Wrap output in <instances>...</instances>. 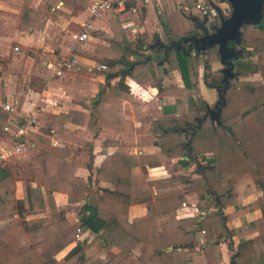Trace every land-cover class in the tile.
I'll use <instances>...</instances> for the list:
<instances>
[{
    "label": "trees",
    "instance_id": "1",
    "mask_svg": "<svg viewBox=\"0 0 264 264\" xmlns=\"http://www.w3.org/2000/svg\"><path fill=\"white\" fill-rule=\"evenodd\" d=\"M26 11L31 9L25 7ZM164 12L172 37L187 32L184 18L174 9L165 4ZM228 43L240 47L241 52L230 57L233 75L222 90L216 118L206 112V102L195 94L198 64L218 60L216 47H205L206 53L201 57L193 52L190 42L183 48L171 46L163 60L168 67H177L182 84L158 88L172 93L174 101L163 107L167 113L154 120L152 130L159 147L157 151L129 153L116 148L106 154L95 171L94 182L103 179L111 182V187L93 189L89 179L74 175L73 166L66 165L65 173L55 177L36 175V184L25 188L20 202L25 208L42 205L40 183L64 191L68 201L83 199L77 218L69 220L55 211L53 220L46 216L30 222L21 220L14 215L17 207L14 199L7 187L2 186L0 264H125L130 248L140 241L142 246L135 256L137 264H174L188 252L187 247L200 244V231L206 240H211L209 248L214 264H222L217 240L231 232L225 225L228 214L222 207L236 203L237 185L245 178L254 188L262 189L247 203L248 207L260 208L261 214L255 219L258 233L236 244L228 264L264 262V174L258 169V165H264V84L260 77H239L252 71L264 75V16L258 22H244L238 41L228 40ZM125 52L140 56L129 59L124 57ZM144 56L134 48L119 52L116 59L109 60L110 70L105 76L115 74L120 63L124 66L123 73H129L134 67H145ZM145 71L149 76V70ZM106 84L98 98L91 100L93 124L130 131L131 121L120 113V101L127 96L125 84ZM65 115L61 112L56 116ZM205 152L210 155L198 164L197 175L187 171L144 178L142 171L133 170L136 165L144 167L145 163L172 156H177L173 162L175 169H181L194 156ZM182 183L185 185L180 186ZM184 189L194 190L199 198L206 199L207 205L216 206V210L176 217L175 208L183 200ZM133 201H143L146 214L128 220L127 204ZM84 229H89L92 236L77 239V234ZM71 240L75 242L64 254L45 263ZM111 244L118 251L112 256H103Z\"/></svg>",
    "mask_w": 264,
    "mask_h": 264
},
{
    "label": "crops",
    "instance_id": "2",
    "mask_svg": "<svg viewBox=\"0 0 264 264\" xmlns=\"http://www.w3.org/2000/svg\"><path fill=\"white\" fill-rule=\"evenodd\" d=\"M90 1L0 0V148L13 142L11 131L16 122L26 115L34 116L33 125L25 130L19 149L0 165V190L2 186L7 187L17 206L14 215L26 222L40 216L53 220L55 211L69 220L75 219L83 202V199L68 201L64 191L40 183L42 205L23 207L20 202L25 196V188L36 184V175L55 177L67 171L66 165H72V173L89 179L91 188L111 187L112 183L103 179L94 182L95 171L106 154L116 148L129 153L158 150L152 126L159 115L167 113L163 107L167 108L174 101L172 93L158 91V88L182 84L177 67H168L163 59L161 72L158 66L157 58L162 54V46L154 40L173 38L168 32L164 5L184 18L187 31L192 28L189 29L194 20L203 16L194 6L197 0H150L136 5L133 10L129 7L107 9L94 16H89ZM202 1L213 2L220 7L226 5L224 0ZM25 7L31 11L25 13ZM87 19L90 20L88 35L83 40H75L72 33L80 29ZM130 48L145 54L146 66L134 67L129 73H123L124 66L120 63L116 66V73L106 77L110 70L109 60L116 59L123 50L130 51ZM202 50L205 48L198 52ZM60 53H72L75 61L56 74L52 64ZM139 56L124 53V57L129 59ZM215 62L219 61L208 62L211 70L215 68ZM101 63L105 66H99ZM204 64L200 61L197 67L195 94L204 99L208 107H214L218 93L201 71ZM218 64L216 67L219 69L221 63ZM147 69L149 76L145 74ZM247 73L260 77L257 71ZM239 77L248 76L242 74ZM106 83L125 84L127 96L120 101V113L131 121L130 131L100 128L93 124L89 108L91 100L98 98ZM100 86L103 88L98 91ZM4 102L9 106H4ZM61 112L66 115L56 116ZM5 124L7 128L3 127ZM208 155L210 153L205 152L194 156L181 169H175L173 162L177 156H172L156 163H145L144 167L136 165L133 170L142 171L144 178L187 171L197 175L198 164ZM211 166L214 167L213 164ZM258 169L264 174L263 164L258 165ZM237 190L236 203L222 207V211L228 214L225 225L231 230L229 236L222 235L217 240L222 264H228L239 241L258 233L255 219L261 214L260 208L248 207L247 203L262 189L254 188L245 178L238 183ZM182 195V202L175 208L176 217L216 210V206L207 205L206 199L199 198L194 190L184 189ZM145 214L143 201L127 204L128 220ZM91 236L92 232L84 229L76 238L89 239ZM199 239L200 244L187 247L188 252L174 264H214L209 248L211 240H206L202 231L199 232ZM74 242L71 240L64 244L45 263L64 254ZM109 248L111 254L103 252V256H112L118 251L114 244ZM137 252L133 255L134 260Z\"/></svg>",
    "mask_w": 264,
    "mask_h": 264
},
{
    "label": "water",
    "instance_id": "3",
    "mask_svg": "<svg viewBox=\"0 0 264 264\" xmlns=\"http://www.w3.org/2000/svg\"><path fill=\"white\" fill-rule=\"evenodd\" d=\"M226 5L216 7V14L212 17L202 16L197 19L199 22L195 29H190L187 32L176 37L169 38L167 41L155 39L158 45L162 46V54L158 55L157 61L160 72L162 71L161 60L165 56L167 48L173 46L178 47V44L183 48L187 43H191L193 52L196 54L199 49H203L209 45H214L218 53V61L221 63L219 71L221 75L218 83L211 82L215 87L218 98L214 103V107L206 108V112L211 117H217L219 98L222 99V90L228 83V78L233 75L231 70L232 61L231 56H236L241 52L240 47H235L229 44L228 40L239 39V30L244 22H258L262 15H264V0H224ZM226 9V10H225ZM103 86L98 87V91Z\"/></svg>",
    "mask_w": 264,
    "mask_h": 264
},
{
    "label": "built area",
    "instance_id": "4",
    "mask_svg": "<svg viewBox=\"0 0 264 264\" xmlns=\"http://www.w3.org/2000/svg\"><path fill=\"white\" fill-rule=\"evenodd\" d=\"M150 0H91L88 4L89 16H94L100 12L113 9L121 10L125 7L129 9H134L136 5L146 3ZM194 6L199 10V13L203 16H213L216 14V7L213 2L205 3L202 0H197L194 3ZM90 27V20L87 19L82 23V27L77 31L72 33V37L75 40H83L88 35V29ZM75 61V56L72 53L63 54L60 53L56 56L53 61L52 68L53 72L58 74L64 67L69 66L72 62ZM99 66H105L101 63ZM4 106L8 107V103L4 102ZM34 116L32 114L26 115L18 122L15 123L11 135L13 136V142L8 145L0 148V165L5 161V159L12 153L16 152L20 144L22 143V137L25 130L33 125ZM4 128H7V125H3Z\"/></svg>",
    "mask_w": 264,
    "mask_h": 264
},
{
    "label": "rangeland",
    "instance_id": "5",
    "mask_svg": "<svg viewBox=\"0 0 264 264\" xmlns=\"http://www.w3.org/2000/svg\"><path fill=\"white\" fill-rule=\"evenodd\" d=\"M217 1V0H216ZM226 10V9H225ZM193 25H191L190 24V27H189V29L192 27ZM251 49V48H250ZM158 52L160 51V50H157ZM200 53V54H199ZM205 53H206V51L205 50H202V52H198V54L202 57V56H204L205 55ZM219 62H215V68L214 69H210L209 68V64L208 63H206V64H204V66H203V68H202V73H203V75H204V77L206 78V79H208V80H211V81H213V80H215V79H217V77L219 76V69L216 67V65H219L218 64ZM201 73V74H202ZM243 75H247L248 77H259V76H253V74L251 75V74H248L247 72L246 73H244ZM258 75H259V73H258ZM261 75V74H260ZM260 79H261V81H264V75H261L260 76ZM84 239V238H83ZM141 246H142V242H138L136 245H134L133 247H132V249H130V253L128 254V257H129V259H127V262L125 263V264H136V260H134V258H133V255L141 248ZM104 253H107V254H111V249L109 248V246L107 247V249L104 251Z\"/></svg>",
    "mask_w": 264,
    "mask_h": 264
},
{
    "label": "flooded vegetation",
    "instance_id": "6",
    "mask_svg": "<svg viewBox=\"0 0 264 264\" xmlns=\"http://www.w3.org/2000/svg\"><path fill=\"white\" fill-rule=\"evenodd\" d=\"M262 16H264V15H262ZM262 16H261V17H262ZM198 22H199V21H198L197 19L193 21L192 29H195V28H196V25L198 24ZM179 45H180V44H178V46H179ZM219 73H220V74H219V76L217 77V79H215V80H213V81H211V82L218 83V81H219V77H220V75H221V72L219 71ZM220 100H221V99L219 98V100H218V104L220 103ZM206 108H207V107H206Z\"/></svg>",
    "mask_w": 264,
    "mask_h": 264
}]
</instances>
